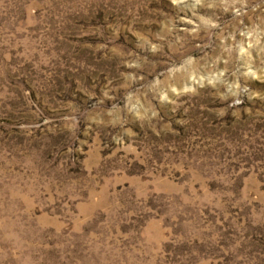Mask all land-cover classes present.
<instances>
[{"label": "rangeland", "instance_id": "obj_1", "mask_svg": "<svg viewBox=\"0 0 264 264\" xmlns=\"http://www.w3.org/2000/svg\"><path fill=\"white\" fill-rule=\"evenodd\" d=\"M0 264H264V0H0Z\"/></svg>", "mask_w": 264, "mask_h": 264}]
</instances>
